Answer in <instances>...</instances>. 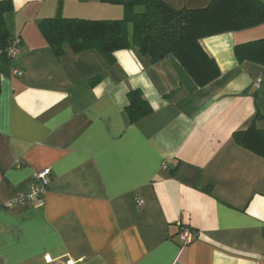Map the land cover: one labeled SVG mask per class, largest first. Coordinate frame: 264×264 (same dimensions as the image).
<instances>
[{
	"label": "crops",
	"instance_id": "0c3cea01",
	"mask_svg": "<svg viewBox=\"0 0 264 264\" xmlns=\"http://www.w3.org/2000/svg\"><path fill=\"white\" fill-rule=\"evenodd\" d=\"M13 2L23 50L13 61L0 50V264H264V158L233 139L264 114V67L233 52L264 23L203 37L221 73L200 86L174 55L152 63L132 47L109 64L66 45L58 56L39 29L57 14L121 18V4ZM135 88L153 112L130 123ZM46 167L44 200L8 205Z\"/></svg>",
	"mask_w": 264,
	"mask_h": 264
},
{
	"label": "trees",
	"instance_id": "16d2710c",
	"mask_svg": "<svg viewBox=\"0 0 264 264\" xmlns=\"http://www.w3.org/2000/svg\"><path fill=\"white\" fill-rule=\"evenodd\" d=\"M123 6L121 18L67 17L61 14L42 19L39 29L58 56L66 45L72 52L95 51L109 64L116 61L120 49L135 47L152 63L174 55L195 82L204 86L220 73L217 61L201 44L203 37L248 29L264 23L263 0H211L202 7L175 8L164 0H104ZM141 7V9H139ZM15 9L13 0H0V50L8 60L7 50L16 35L7 16ZM131 27V31H130ZM234 56L240 64L264 67V37L236 43ZM0 69V92H1ZM101 76L92 79L99 81ZM153 112L141 89L128 92L126 114L130 123L140 121ZM258 112L250 124L233 133L234 142L264 158V128Z\"/></svg>",
	"mask_w": 264,
	"mask_h": 264
},
{
	"label": "built area",
	"instance_id": "2783aa9c",
	"mask_svg": "<svg viewBox=\"0 0 264 264\" xmlns=\"http://www.w3.org/2000/svg\"><path fill=\"white\" fill-rule=\"evenodd\" d=\"M23 50L22 40L16 36L11 41L7 50V57L10 61L15 60ZM14 74H22L20 68H13ZM255 87L259 88L260 81L254 82ZM51 181V168H43L34 174L33 179L27 184L25 189L18 192L16 199L9 202L12 205L16 202H42L48 190ZM140 203V202H139ZM194 238L193 230L189 226H183L179 232V239L183 245L190 243Z\"/></svg>",
	"mask_w": 264,
	"mask_h": 264
},
{
	"label": "rangeland",
	"instance_id": "374dc122",
	"mask_svg": "<svg viewBox=\"0 0 264 264\" xmlns=\"http://www.w3.org/2000/svg\"><path fill=\"white\" fill-rule=\"evenodd\" d=\"M131 30H132V29H131V27H130V31H131ZM261 75H262V87H261V89H260V93H261V96L263 97V100H264V72H262ZM257 124H258V126L264 128V120L258 122Z\"/></svg>",
	"mask_w": 264,
	"mask_h": 264
}]
</instances>
